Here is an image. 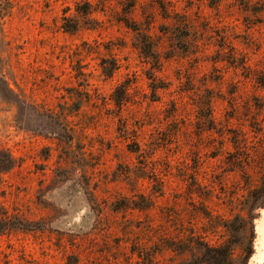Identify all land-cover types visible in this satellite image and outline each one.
Instances as JSON below:
<instances>
[{
    "label": "rangeland",
    "instance_id": "rangeland-1",
    "mask_svg": "<svg viewBox=\"0 0 264 264\" xmlns=\"http://www.w3.org/2000/svg\"><path fill=\"white\" fill-rule=\"evenodd\" d=\"M5 156L0 264H201L198 243L243 264L264 0H0Z\"/></svg>",
    "mask_w": 264,
    "mask_h": 264
},
{
    "label": "trees",
    "instance_id": "trees-1",
    "mask_svg": "<svg viewBox=\"0 0 264 264\" xmlns=\"http://www.w3.org/2000/svg\"><path fill=\"white\" fill-rule=\"evenodd\" d=\"M91 11L86 10L84 13L89 14ZM77 27V26H76ZM76 27L67 28V32H72L76 30ZM12 167V160L9 157L5 156L0 159V183L1 176L4 172ZM248 197L244 201V208L242 211H246L247 217H243L240 214L235 217L237 220L236 225L233 226L234 231L238 234V231L241 234V241L237 244L239 245L240 254H241V263L247 264L249 258L252 256L253 252V239H254V217L250 215V211L264 207V201L261 197L264 195V173L261 176L259 185L248 192ZM263 201V202H262ZM0 215L5 217L6 213L0 210ZM240 224V225H239ZM239 225V226H238ZM3 231V228L0 227V232ZM199 250L202 251L201 254V264H235L237 260L234 258V250L232 246L228 243H224L218 246H210L208 244H202ZM203 247V248H201Z\"/></svg>",
    "mask_w": 264,
    "mask_h": 264
},
{
    "label": "bare ground",
    "instance_id": "bare-ground-1",
    "mask_svg": "<svg viewBox=\"0 0 264 264\" xmlns=\"http://www.w3.org/2000/svg\"><path fill=\"white\" fill-rule=\"evenodd\" d=\"M262 229H260V232L262 233V236H264V227H261ZM264 240V238H263ZM262 259H264V253L263 255L261 256Z\"/></svg>",
    "mask_w": 264,
    "mask_h": 264
}]
</instances>
